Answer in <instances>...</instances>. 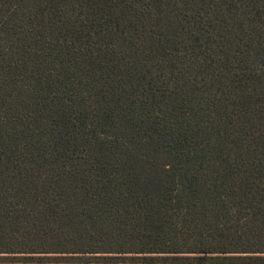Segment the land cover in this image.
<instances>
[{
    "label": "trees",
    "instance_id": "16d2710c",
    "mask_svg": "<svg viewBox=\"0 0 264 264\" xmlns=\"http://www.w3.org/2000/svg\"><path fill=\"white\" fill-rule=\"evenodd\" d=\"M264 264V0H0V263Z\"/></svg>",
    "mask_w": 264,
    "mask_h": 264
},
{
    "label": "rangeland",
    "instance_id": "374dc122",
    "mask_svg": "<svg viewBox=\"0 0 264 264\" xmlns=\"http://www.w3.org/2000/svg\"><path fill=\"white\" fill-rule=\"evenodd\" d=\"M0 264H32V263L16 262V263H0ZM43 264H46V263H43Z\"/></svg>",
    "mask_w": 264,
    "mask_h": 264
}]
</instances>
